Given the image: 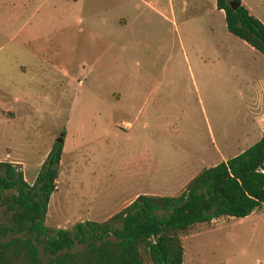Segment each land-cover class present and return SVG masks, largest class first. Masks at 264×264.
<instances>
[{"label": "rangeland", "instance_id": "374dc122", "mask_svg": "<svg viewBox=\"0 0 264 264\" xmlns=\"http://www.w3.org/2000/svg\"><path fill=\"white\" fill-rule=\"evenodd\" d=\"M172 1L158 15L137 0H0V162L31 183L61 140L45 225L102 221L140 193L175 195L264 132L249 110V47L214 0ZM240 2L264 24V0ZM179 239L182 264H264V202Z\"/></svg>", "mask_w": 264, "mask_h": 264}, {"label": "trees", "instance_id": "16d2710c", "mask_svg": "<svg viewBox=\"0 0 264 264\" xmlns=\"http://www.w3.org/2000/svg\"><path fill=\"white\" fill-rule=\"evenodd\" d=\"M214 4L225 30L264 57V24L240 0ZM60 153L54 142L30 184L19 164L0 162V264H182L181 233L217 217H244L264 202L263 132L239 153L202 167L175 195L140 193L102 221L47 226Z\"/></svg>", "mask_w": 264, "mask_h": 264}, {"label": "crops", "instance_id": "0c3cea01", "mask_svg": "<svg viewBox=\"0 0 264 264\" xmlns=\"http://www.w3.org/2000/svg\"><path fill=\"white\" fill-rule=\"evenodd\" d=\"M137 1H139L143 5L147 6L149 9L153 10L158 15L159 14L160 15L165 14L166 12H168V9H170V11L173 12V3H172L173 1L172 0H167V2H165V3H160L156 0H137ZM160 9H163V10H160ZM217 11L219 13H222L221 10H217ZM239 40H241V39H239ZM247 46L249 48L246 47V49L240 50V53L243 54V58H244V60L242 61V70L245 74H247L246 77H244V79L246 80L245 84L247 85V87L249 89H256L257 90V94H256L257 98L249 99L251 102V103H249V106H250L249 110H250V114H254L256 116V120L259 121L258 123L260 125V123L262 121H264V57L260 53L255 51L249 45H247ZM251 106H253V107H251ZM2 111H5V110H1V114H2ZM259 129L258 128L256 129L258 132L257 139L263 133ZM252 130L253 129L251 128L250 131L244 132V134H242V135L244 137H247L248 135H250ZM28 184H30V183H28ZM55 188H56V186H55Z\"/></svg>", "mask_w": 264, "mask_h": 264}, {"label": "water", "instance_id": "95a60500", "mask_svg": "<svg viewBox=\"0 0 264 264\" xmlns=\"http://www.w3.org/2000/svg\"><path fill=\"white\" fill-rule=\"evenodd\" d=\"M228 5L230 6V8L233 9L237 5V3H233L231 1H229ZM60 141H61L60 138H56V140H55V142H57V143H59Z\"/></svg>", "mask_w": 264, "mask_h": 264}]
</instances>
